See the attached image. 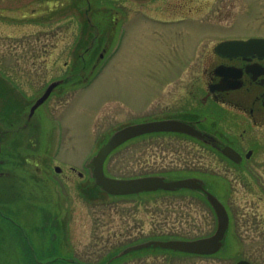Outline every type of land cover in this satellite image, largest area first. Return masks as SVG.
<instances>
[{"label":"rangeland","instance_id":"rangeland-1","mask_svg":"<svg viewBox=\"0 0 264 264\" xmlns=\"http://www.w3.org/2000/svg\"><path fill=\"white\" fill-rule=\"evenodd\" d=\"M172 2L158 19L132 13L124 23L119 0H0V264H103L149 240L215 233L217 219L201 199L112 197L87 168L129 111L151 110L155 98L181 91L189 79L193 84L215 44L264 39V0H198L191 7L202 12L189 17L171 15L180 0ZM93 41L94 61L81 70L80 58L90 56ZM103 48L105 58L91 68ZM65 62L82 71L77 86L58 89L38 111L37 117L48 118L40 128L23 129L46 86L70 71ZM251 132L258 149L245 174L189 145V172L208 177L230 214L219 254L147 249L114 264H264V130ZM150 138L118 149L106 175L131 179L155 172Z\"/></svg>","mask_w":264,"mask_h":264},{"label":"flooded vegetation","instance_id":"flooded-vegetation-1","mask_svg":"<svg viewBox=\"0 0 264 264\" xmlns=\"http://www.w3.org/2000/svg\"><path fill=\"white\" fill-rule=\"evenodd\" d=\"M172 1L119 0V12L124 23L128 22V16L132 13L143 16H148V13H150L149 16L158 19L159 11L168 12L173 3ZM195 1L198 0H180L177 4L179 9L172 11L171 15L182 14L186 17L200 15L199 12H202L201 7H191ZM161 2L163 3L161 4ZM164 5L165 8H162ZM94 42H92L87 52L90 56L80 58L83 61L80 67L81 70L88 69L91 61H94ZM220 43L222 42L215 44L211 54L206 56L200 75L194 79L193 84L190 83L191 80L189 79L187 86L182 88L181 91L178 90L175 94L169 95L168 93L172 91L169 90L168 93L162 94L159 99L155 98L152 101L151 110L135 113L129 111L118 101L123 110L129 112L126 114V119L124 118L119 122L121 126L119 125L117 129L112 131V134L104 137V142L106 143L120 129L136 124L177 121L193 126L206 135L204 139L180 132H155L136 137L123 144L120 149L131 142L146 140L151 137L150 139L156 142L154 147V169L156 171L143 177H162L166 181L199 179L204 182L205 189L226 206L221 196L212 188L208 177H201L196 172H189L190 167L187 164V156L191 149L189 145L193 143L197 149L211 151L230 170L238 172V174H245L249 171L258 149V142L251 130L257 131V134L260 133L259 131L264 130V47L242 50L238 54L229 55L216 51V47ZM106 51L107 48L102 49V52L96 58L97 60L91 64V68L96 69L99 66V62L105 58ZM112 59L109 58V63ZM207 60L210 62L208 67L206 66ZM64 66L66 69L70 68V71L46 86L41 95L46 92L50 84L62 82L32 116H30V111L35 102L31 105L28 116L23 122V129L40 128L42 122L48 120V118L44 115L37 117L38 111L46 106L51 97L56 95L58 89L64 88L61 92H67L77 86V79L82 71L78 72L77 64H71L70 66L68 62H65ZM191 86L194 88L192 89ZM207 107L213 109L209 114L205 112ZM229 114L234 115V117L229 116ZM231 118L232 125L226 124ZM239 127L242 132L237 131ZM165 139L168 140L167 146H160L158 141ZM225 147H230L237 153V160L230 159L222 152ZM159 193L170 197L193 196L199 198L207 204L216 217L204 191L182 188L175 191L158 190L154 192V194Z\"/></svg>","mask_w":264,"mask_h":264},{"label":"water","instance_id":"water-1","mask_svg":"<svg viewBox=\"0 0 264 264\" xmlns=\"http://www.w3.org/2000/svg\"><path fill=\"white\" fill-rule=\"evenodd\" d=\"M259 47H264V39L226 41L220 43L216 47V51L219 53L233 55L234 53L238 54V52L242 50ZM61 83L62 82H54L48 87L46 92L32 106L30 116L35 113V111L49 98L52 91ZM155 132H180L199 139H204L206 136L193 126L177 121L149 122L124 127L114 133L109 141L99 149L97 154L87 164V168L92 171L96 185L99 186L105 193L115 197L138 195L158 190L175 191L182 188L204 191L206 193L207 200L213 207L217 217L216 231L211 236L193 240H150L129 246L110 258L107 264H110L131 253L147 249L171 250L174 252L196 256H213L218 254L225 245L227 232L230 227V215L224 204L205 189L203 181L199 179L166 181L162 177L155 176L134 179H118L108 177L106 175L105 163L108 157L117 148L136 137ZM222 152L230 159L237 160L236 157L238 155L232 148L225 147ZM55 171L60 173L61 168L56 167ZM236 264L255 263L248 260H240Z\"/></svg>","mask_w":264,"mask_h":264},{"label":"trees","instance_id":"trees-1","mask_svg":"<svg viewBox=\"0 0 264 264\" xmlns=\"http://www.w3.org/2000/svg\"><path fill=\"white\" fill-rule=\"evenodd\" d=\"M98 187V186H97ZM99 188V187H98ZM100 189V188H99ZM101 190V189H100ZM161 252H164V250H161ZM165 252H168V251H165ZM176 254V253H175ZM185 256H188V255H186L185 254ZM191 256V255H190ZM214 256H216V255H214ZM214 256H210V257H206V258H211V257H214ZM127 259V256L126 257H123V258H120V259H118V260H116L115 262H113V263H111V264H114V263H116V262H122V261H124V260H126ZM103 264H106V263H103Z\"/></svg>","mask_w":264,"mask_h":264}]
</instances>
